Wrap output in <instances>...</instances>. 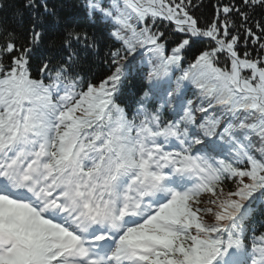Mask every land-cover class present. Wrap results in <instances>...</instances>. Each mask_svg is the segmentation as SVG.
Masks as SVG:
<instances>
[{
	"label": "snow or ice",
	"instance_id": "6c2138e0",
	"mask_svg": "<svg viewBox=\"0 0 264 264\" xmlns=\"http://www.w3.org/2000/svg\"><path fill=\"white\" fill-rule=\"evenodd\" d=\"M65 3L0 0V264H264V0Z\"/></svg>",
	"mask_w": 264,
	"mask_h": 264
},
{
	"label": "trees",
	"instance_id": "16d2710c",
	"mask_svg": "<svg viewBox=\"0 0 264 264\" xmlns=\"http://www.w3.org/2000/svg\"><path fill=\"white\" fill-rule=\"evenodd\" d=\"M73 2H74V0H66L65 7L62 11V15L70 17L73 22L83 24L84 19H83L82 14L80 12H78L77 10L72 8ZM205 2L207 4L208 0H205ZM204 11L206 14L210 13L211 8L206 7L204 9ZM89 30L92 31L93 29L90 28ZM189 59H191V54H189ZM138 90H139L138 81H133V83L131 85H129V88L126 89L125 99L128 101H131L132 99H134L133 93L137 92Z\"/></svg>",
	"mask_w": 264,
	"mask_h": 264
}]
</instances>
